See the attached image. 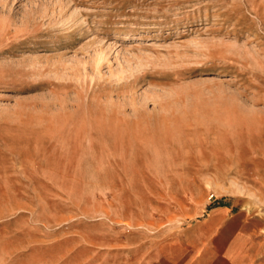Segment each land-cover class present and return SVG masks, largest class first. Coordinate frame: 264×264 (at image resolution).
<instances>
[{"label":"rangeland","instance_id":"1","mask_svg":"<svg viewBox=\"0 0 264 264\" xmlns=\"http://www.w3.org/2000/svg\"><path fill=\"white\" fill-rule=\"evenodd\" d=\"M224 197L264 211V0H0V264H120Z\"/></svg>","mask_w":264,"mask_h":264},{"label":"crops","instance_id":"2","mask_svg":"<svg viewBox=\"0 0 264 264\" xmlns=\"http://www.w3.org/2000/svg\"><path fill=\"white\" fill-rule=\"evenodd\" d=\"M120 264H264V211L221 198L178 232L136 242Z\"/></svg>","mask_w":264,"mask_h":264},{"label":"bare ground","instance_id":"3","mask_svg":"<svg viewBox=\"0 0 264 264\" xmlns=\"http://www.w3.org/2000/svg\"><path fill=\"white\" fill-rule=\"evenodd\" d=\"M243 65V64H242Z\"/></svg>","mask_w":264,"mask_h":264}]
</instances>
